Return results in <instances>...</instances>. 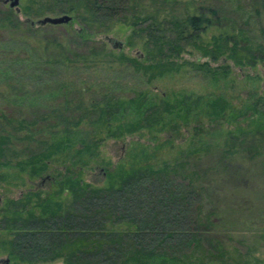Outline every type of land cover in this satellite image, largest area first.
Wrapping results in <instances>:
<instances>
[{"label":"trees","instance_id":"1","mask_svg":"<svg viewBox=\"0 0 264 264\" xmlns=\"http://www.w3.org/2000/svg\"><path fill=\"white\" fill-rule=\"evenodd\" d=\"M39 1L47 5L28 4V9L36 14L75 13L83 26L70 32L84 41L86 50L75 49L81 47L78 41L71 47L69 38L45 44L37 39L36 50L26 49L23 57L14 49H3L0 63L9 53L7 60L19 71L48 61L92 67L127 59L152 79L179 69L175 57L192 47L209 57L200 66L219 78V71L228 73L230 64H222L220 70L211 62L222 55L239 64L264 59V44L252 42L245 28L254 16L262 21L264 0H236V5L222 0H158L156 8L142 6L141 0ZM118 22L133 26L130 44L144 40L148 63L116 54L103 41L93 44L83 33L106 31ZM25 23L0 2V29H8L12 37ZM28 23L27 30L33 29ZM210 30L214 31L207 39ZM7 73L12 77H5L0 86L16 99L25 92V79H19L14 69ZM63 87L64 99L58 105L49 103V110H43L37 104L32 116L5 106L12 104L0 105V168H20L39 177L54 160L62 158L67 167L54 175V191L43 196L42 189L30 190L0 204V250L8 255L0 264L60 257L64 264H249L257 258L255 252L264 248V227L260 234L248 225L264 217V206L257 204L258 195L264 197L258 179L263 176L257 172L264 157V96L236 111L224 95L213 93H185L160 101L148 90L125 95L103 85L89 99L84 95L75 101L69 95L72 87ZM116 118L119 122H114ZM228 119L236 126L224 131L221 123ZM185 125L193 126L195 140L172 161L154 162L144 156L120 162L106 169L103 185L81 177L78 166L95 159L104 141L97 134L119 137L157 128L173 133L165 141L171 143ZM200 152L207 156V164L197 167ZM190 164L194 168L186 173L184 167ZM118 223L126 226L116 228Z\"/></svg>","mask_w":264,"mask_h":264},{"label":"rangeland","instance_id":"2","mask_svg":"<svg viewBox=\"0 0 264 264\" xmlns=\"http://www.w3.org/2000/svg\"><path fill=\"white\" fill-rule=\"evenodd\" d=\"M141 1L144 7L152 6L156 8L157 5H159L158 0ZM222 1L225 5H228L229 2H234L235 5L237 4L236 0ZM0 2L5 6V9L6 7H11L8 2L5 3L2 0H0ZM242 3H244V0ZM28 4L34 7L47 5L39 0H21L20 11L12 7L14 13H17L18 17L26 23L22 25L21 28H15V34L12 37V33L10 34L8 29H0V34H2L1 37L4 38L0 39V52H5L3 49H14L17 54H20V57H23L26 49L32 48V51L36 50L34 43L39 42L37 39L44 40L42 42L44 43L55 41L54 38H62L64 40L69 38L70 40H67V42L71 47H74L78 41L81 47L75 49L79 51L86 50L84 41L78 37H73L74 34L70 32L71 30L73 31V28L81 30L83 26V23L75 17L74 12H70L72 19L67 23L33 25V29L27 30V25L29 23L26 21V18L28 16L36 19L46 14H62L49 10L36 14L35 11L28 9ZM241 11L239 13L240 16ZM239 18L241 19V17ZM261 20L262 21H259L257 17L254 16L249 23L245 24V28L250 30L247 33L250 34L249 38L252 42H261L264 44V32L260 31V27L264 25V17ZM132 30V25L118 22L106 31L89 32L85 30L83 33L90 38L89 40L92 41L93 44L100 45L99 42L103 41L105 45L116 54L124 53L128 57H138V59H141V62L148 63L149 60L145 57L144 40L137 39L134 44L128 42ZM213 31L214 30H210L205 37L207 39L210 38ZM106 34L121 39L124 43L123 47H113L112 43L106 38ZM28 41L32 42V47ZM23 45L29 46L28 48H24ZM0 55V57H4L2 54ZM10 55L9 53L8 56ZM8 56L6 55L4 61L0 63V83L3 82L1 80L5 79V77H12V74L7 73V71L14 69L15 75L19 79H25L26 86L25 92L23 94H18L16 99L14 94L9 95L10 90H5L0 86V105L12 104L5 106H8V109H12V111L23 110L29 112L30 116L33 115V110L37 108V104L41 105L43 110H49L50 107L46 106L49 103L53 106L58 105L59 102L64 99L63 86L65 85L72 87L69 95L71 98L74 97L75 101L83 98L84 95L89 99L95 91L100 90V88L102 89L103 85H105L106 88L108 87L109 90H114L125 95H134L137 91L148 90L149 93H152V95L160 101L164 99L163 97L169 100H176V98L181 97L185 93H192L194 95L213 93L224 95L231 102L233 107L236 108V111L246 108L256 98L264 96V59H258L254 65L249 63L239 64L235 62L233 58L222 55L219 60L212 61L211 65L213 67L219 65V69L221 70V65L228 63L230 64V70L226 74L219 71V74H217L219 78H214V73L207 70V66H200L204 61L208 60L209 57L203 54L201 50L192 47L182 52L179 57H175L176 62L180 64L179 69L166 72L152 79H148V74L143 68H137V66L133 65L130 60L127 59L113 60L109 62V64L107 62L100 66L92 67L85 66L83 63L56 64L54 61H48L47 64H43L41 67L27 65L28 67H26L25 70L19 71L12 67L13 64L10 62V59L7 60ZM16 56L17 55H15V57ZM36 57L38 58L37 55ZM33 61L36 62L35 65H37V61ZM63 83L65 85H63ZM91 85L93 89H88L87 87ZM96 86H99V89L95 88ZM83 89H86L87 92L81 94L80 90ZM74 99L72 102H74ZM44 101H48V103ZM126 119L130 120L133 118L128 117ZM119 120L120 119L116 118L114 122H119ZM51 121L52 119L48 122ZM191 121L192 124H196V121L193 119ZM243 122L245 123V121ZM234 125L236 126V123L229 119L227 122L225 121L224 124L221 123L222 130L224 131H227L228 128ZM192 127L191 125L188 127L185 125L182 130L183 133L179 136H175V139H173L171 143H165V141L167 137L173 133L169 130H159L157 128L151 130L145 128L141 132L124 134L119 137L106 136V132L97 134L104 137V141L99 146V153L95 159H92L88 165L78 166L79 169H82L80 173L81 177L84 180L103 185L107 182L105 174L106 169L114 168L120 162L128 164L134 159L138 157L143 158L144 156L147 157L149 161L154 162L172 161L182 154L183 150H187L193 143V140H195V129ZM47 135H49V132H47ZM198 155L201 156V160L198 161L197 167L206 165L207 156H205L203 152H200ZM60 160H62V158L54 160L48 171L39 177H32L28 171H21L20 168L1 167L0 204H5L9 197L18 198L27 194L30 190L42 189L43 191L41 194L43 196L46 195L48 191H54L55 187L52 183L54 175H59L67 168L65 163L60 162ZM69 160L70 158L67 162H69ZM262 162L263 167L259 166L257 172L258 175L264 177V157ZM194 164L193 162L192 165ZM192 165L190 164L188 167H184V171L188 173L187 171H189L190 168H194ZM263 177L258 178L259 183L262 185V189H264ZM67 193V190L64 191L61 197L66 196ZM33 197L34 200L31 203L35 202V196ZM258 200L260 203L257 204L264 206V197L261 199L260 195H258ZM254 222V225L249 223L251 225L248 226H250V228L253 226L254 232L261 234L263 230L262 227H264V217H256ZM125 226L124 223L115 224L116 228H124ZM250 238H252V236H250ZM243 246L245 245H242L241 248L245 249ZM255 255L257 258H253L249 264H264V248H260L255 252ZM7 257V252L0 250V262ZM32 264H64V261L63 258L60 257L55 260L41 261ZM210 264L229 263L216 261Z\"/></svg>","mask_w":264,"mask_h":264},{"label":"water","instance_id":"3","mask_svg":"<svg viewBox=\"0 0 264 264\" xmlns=\"http://www.w3.org/2000/svg\"><path fill=\"white\" fill-rule=\"evenodd\" d=\"M5 3H9L11 7H15L17 11L21 10L20 7V1L21 0H2ZM72 19V15L68 12H64L62 14H57V15H50L46 14L38 18H32V17H27L26 21L30 22L32 25H46V24H64L69 22ZM108 41H110L113 45V47L116 48H122L124 43L121 39L108 35H105Z\"/></svg>","mask_w":264,"mask_h":264}]
</instances>
